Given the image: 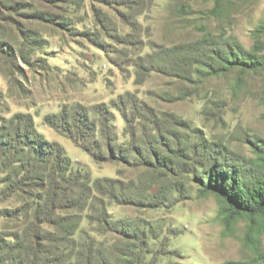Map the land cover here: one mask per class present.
<instances>
[{
	"label": "rangeland",
	"instance_id": "1",
	"mask_svg": "<svg viewBox=\"0 0 264 264\" xmlns=\"http://www.w3.org/2000/svg\"><path fill=\"white\" fill-rule=\"evenodd\" d=\"M241 51L259 68L217 69ZM79 108L107 120L86 141L99 161L44 123ZM17 113L89 179L39 223V189L2 198L0 163L2 264L264 262V213L237 215L199 181L213 158L247 167L264 148V0H0V118Z\"/></svg>",
	"mask_w": 264,
	"mask_h": 264
},
{
	"label": "trees",
	"instance_id": "2",
	"mask_svg": "<svg viewBox=\"0 0 264 264\" xmlns=\"http://www.w3.org/2000/svg\"><path fill=\"white\" fill-rule=\"evenodd\" d=\"M221 62L217 69L229 64L233 68L240 67L246 71H253L261 65L257 56L244 51L235 56L227 55L226 60ZM101 110L98 113L107 114L104 108ZM88 115L84 108L72 111L64 109L59 114L45 116L44 123L99 161L86 146V141L95 133L97 125L100 126L102 135L108 138L109 126L106 119H102L96 125L89 120ZM0 124H3L0 126V163L13 168V177H7L2 182L8 183L9 190L1 197L9 198L20 191L23 185L32 183L39 192L32 195L35 206L31 209V216L35 221L48 223L54 210L60 208L63 202L73 204V200L65 196L61 199L57 198V193L65 195L64 192L66 189L69 190V186H78L79 181H87L89 177L70 173L71 160L66 156L65 150L58 143L45 140L36 131L30 114L17 113L7 120L0 118ZM259 149L255 152L257 158L247 167L243 164L222 163L219 158H213L210 169L205 170L199 177L205 191L221 196L237 215L245 214L253 217L264 213V148ZM112 152V156H115L113 149ZM130 152L138 159L133 165H141L143 156L140 149L132 147ZM118 157L123 163H133L128 155ZM64 185H67V188ZM80 187L82 188V185ZM94 188L98 192L104 191L98 182L95 183ZM21 210L28 214L26 207ZM6 241V238L0 234V247L6 246ZM3 261L4 259L0 258V264Z\"/></svg>",
	"mask_w": 264,
	"mask_h": 264
}]
</instances>
